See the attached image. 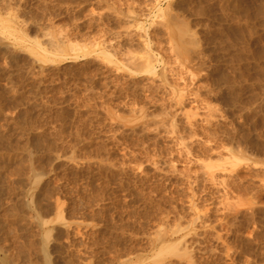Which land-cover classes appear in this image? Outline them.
<instances>
[{
    "label": "rangeland",
    "instance_id": "374dc122",
    "mask_svg": "<svg viewBox=\"0 0 264 264\" xmlns=\"http://www.w3.org/2000/svg\"><path fill=\"white\" fill-rule=\"evenodd\" d=\"M0 264H264V0H0Z\"/></svg>",
    "mask_w": 264,
    "mask_h": 264
},
{
    "label": "bare ground",
    "instance_id": "6f19581e",
    "mask_svg": "<svg viewBox=\"0 0 264 264\" xmlns=\"http://www.w3.org/2000/svg\"><path fill=\"white\" fill-rule=\"evenodd\" d=\"M146 62H149L148 60H146Z\"/></svg>",
    "mask_w": 264,
    "mask_h": 264
}]
</instances>
